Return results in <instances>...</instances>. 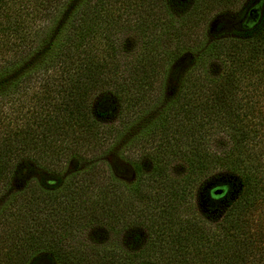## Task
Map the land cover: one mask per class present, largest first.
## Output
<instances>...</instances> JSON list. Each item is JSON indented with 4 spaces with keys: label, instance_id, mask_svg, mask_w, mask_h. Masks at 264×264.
Segmentation results:
<instances>
[{
    "label": "trees",
    "instance_id": "1",
    "mask_svg": "<svg viewBox=\"0 0 264 264\" xmlns=\"http://www.w3.org/2000/svg\"><path fill=\"white\" fill-rule=\"evenodd\" d=\"M253 10L256 18L249 22ZM229 12L236 13L229 30L209 38L211 23ZM125 27L137 28L142 38L151 34L130 56L110 36ZM161 30L173 36L167 55L188 52L193 64L178 82L174 105L153 126H142L140 150L130 145L125 151L134 178L131 204L122 208L113 204L111 190L125 165L99 156L113 145L124 119L137 117L164 84L157 66L165 58L151 43ZM30 90L34 98L24 109L20 103ZM9 92L18 95L0 103V190L28 176L33 162L41 172L0 209V264H142L150 258L161 264H264V228L257 226L262 211H256L264 199V0H0V95ZM102 92L117 101L116 125L95 116L93 103ZM216 132L223 134V150L209 146ZM176 158L185 172L172 178ZM74 159L86 165L66 172L64 165ZM101 163L105 176L96 170ZM218 168L236 178V194L215 225L187 219L181 207ZM221 185L224 192L234 183ZM81 186H96L102 202L76 209V218L147 222L146 247L113 250L110 263L99 262L93 250L71 254L65 239L77 233H65L68 193L55 197L61 233L50 231L49 203L57 190ZM210 187L204 194L213 205L220 195ZM143 198L151 208L146 216L136 208Z\"/></svg>",
    "mask_w": 264,
    "mask_h": 264
},
{
    "label": "rangeland",
    "instance_id": "2",
    "mask_svg": "<svg viewBox=\"0 0 264 264\" xmlns=\"http://www.w3.org/2000/svg\"><path fill=\"white\" fill-rule=\"evenodd\" d=\"M176 1L182 2L185 0ZM223 14H220V16L211 23L209 38H212V36H217L216 34L219 33H226L229 30V25L236 18V13L234 12ZM255 18L256 10H253L248 18V21H253ZM219 22H221L222 24L217 27ZM138 26L139 25H137V28H139ZM137 28L131 29L125 27L119 32L120 34L117 33V35L119 34L118 36L115 34H110L111 39H116L118 37L117 39H119L120 43L122 41L123 46L126 47L124 53L127 55H129L128 53H138L142 50L143 47L141 42H149L151 40V34H148V36L145 35L142 38ZM153 37L155 38L151 42L152 45H155L156 43L159 54L163 55V58H165L159 59L157 66V69L160 71V74H158V76L164 77V84L162 87L159 86L160 88L158 89L159 91L155 96L154 101L149 104L145 108V110L140 112L137 117H132L134 115V113H132L127 121L124 119L123 123H121V125L117 127V137L113 145L110 146L111 148L109 147V150L102 152V154H100L99 156L100 159L107 161L108 163L116 162L121 165H125L126 174H124V176L117 177V183L113 184L115 187L113 188V190H111L113 204L115 203L121 205L122 208L124 206L127 207V205L131 204L132 190L129 186V181H132V179L134 178L131 166L124 161V156H126L125 151L126 149H128V147H130V145L134 146V150H140L141 144L136 140L137 137L140 136V133H143L141 132L143 130L142 126L146 123H149L150 126H153L155 123H157V119L168 112L170 107L174 105L172 101L175 97L177 86L179 84L178 82L193 64V56H191V54L188 52H183L182 54L173 58H170L167 55V52L174 46V44L173 36H171L170 34H166V31L161 30L155 35L153 34ZM99 40L105 45V37L102 36ZM211 66H213L212 68L218 67V65L214 62L211 63ZM34 92L35 91L32 90L27 92L22 103H20V106L23 105L24 109L30 106L31 99L34 98ZM15 93L16 94H14L13 92H9L8 94L4 93L0 95V103L6 102L8 99H12L14 95H18L17 92ZM262 101V113L264 115V100ZM93 105L95 116L100 123L107 126L116 125L118 123L120 118L119 107L117 101L110 93H99L96 96ZM28 117L29 116H26V114L25 117H22V119L20 120V122H22V125L23 123H25V119H27ZM145 120L149 121L145 122ZM224 142L225 141L223 138V134L220 132H216L210 137L209 146L212 150H223L225 146ZM261 144L264 149V138L261 141ZM94 155H97V153ZM141 159L144 161L146 168H149L150 162L146 158ZM80 164L86 165L83 162H78L74 159L67 162L64 167L66 166V172H70ZM31 166L32 170L28 176L26 175L23 179L14 181L9 188L0 190V209L1 207H5L9 204V201L11 199L10 197L13 196L17 191L22 189L26 180L28 181L32 178H38L39 173L41 172V168L34 162L31 163ZM83 167L86 168L87 166ZM105 167L107 166L105 164L102 165L101 163L99 168H96V170H98L100 174H103L102 170H106ZM259 168L264 171V162L263 165ZM169 171L172 178L180 177V175L185 172L184 162H182V160L180 161L177 158L172 160ZM103 175L105 176L107 175V173H104ZM235 179L236 178L233 175H230L222 168L214 170L211 174L208 175L205 180H203V183L198 185L196 190L193 191L192 196L188 198V203L181 207V214L190 220L197 221L198 219H200L205 221L206 223L211 224L212 226L215 225L217 223V220L221 218V214L228 201L231 200V198L237 192L238 185ZM226 181H231L234 183V185L231 186V189L229 188L223 192L221 183H225ZM210 186L214 187L213 191L215 194L220 195L218 202L213 205L208 204V201L206 200L204 194L205 189L209 188ZM228 192L229 195H227ZM63 193H68L69 197L68 199H64L66 200V214L64 216V219L69 220V226L67 227L65 233H77L74 238L69 236L65 239V248L68 249L71 254L80 253L85 250H93L96 253H99V262H102L106 259L105 261L110 263L109 256L113 255V250H116L120 247L139 250V248L143 246L146 247L150 234L147 222L140 221L139 223H137L138 220H136L134 222L119 223L115 219L111 218H107L106 220L97 218L89 221H84L74 216V211L83 206H89L90 209L99 207L102 200L99 197V189L96 186L89 188H84L82 186L63 188L53 193V196L55 198L56 196H59ZM57 198L52 199L51 204L49 203V210L51 212V216H49V219L52 223V227L50 230L51 233H61V230L63 228L60 224V221L58 220V216L55 214V212L60 209L58 201H55ZM148 202L149 201H147V199L143 198L140 199L136 204L138 212H141L142 214H144V216H146V213L151 209ZM257 210L262 211V214H260L258 217L257 226H261L264 228V199L257 207L256 211ZM53 264H58V261L54 260ZM142 264L161 263L158 262L155 258H150L148 260H145Z\"/></svg>",
    "mask_w": 264,
    "mask_h": 264
}]
</instances>
